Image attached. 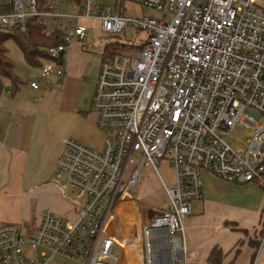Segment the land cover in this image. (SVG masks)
Here are the masks:
<instances>
[{
	"label": "built area",
	"instance_id": "1",
	"mask_svg": "<svg viewBox=\"0 0 264 264\" xmlns=\"http://www.w3.org/2000/svg\"><path fill=\"white\" fill-rule=\"evenodd\" d=\"M137 1L155 12L122 15L97 0L82 1L78 20L99 21L108 36L130 28L147 38L103 55L92 98L103 147L63 140L56 177L77 200L76 218L48 208L34 228L1 223L0 264H47L55 254L84 264H140V253L141 264H188L178 232L192 201L203 197L202 172L264 186V0ZM13 4L12 13L0 15V30L21 25L27 31L28 17L41 15L36 0ZM87 32L77 23L48 49L27 76L31 89L64 80L69 46ZM238 125L255 132L234 149L222 133ZM164 159L176 184L162 181L170 203L149 219L136 187L142 168L158 170ZM118 208L120 229L132 230L137 242L126 244L108 230ZM117 245L124 246L122 255L114 253ZM263 256L264 233L252 264Z\"/></svg>",
	"mask_w": 264,
	"mask_h": 264
},
{
	"label": "crops",
	"instance_id": "2",
	"mask_svg": "<svg viewBox=\"0 0 264 264\" xmlns=\"http://www.w3.org/2000/svg\"><path fill=\"white\" fill-rule=\"evenodd\" d=\"M82 1L47 0L48 9L41 11L39 16L47 32L59 29L65 34H73L74 30L68 29L71 23L65 24L69 19H75V27L77 23L85 25L88 32L93 26L100 29L97 20L76 18ZM97 1L119 14L134 15L132 0ZM14 10L13 0H0V15ZM86 20L94 25L84 23ZM122 43L127 44L124 47L137 46L133 42ZM105 49L103 45L102 60ZM71 51L69 46L65 55V81ZM96 59L101 60V57L92 55L89 63ZM12 60L19 82L15 84L8 78L0 80V224L10 222L34 228L48 208L74 220L78 209L75 196L56 177V172L63 140L73 134L72 115L81 116L78 113L81 107L72 109L65 104L61 89L64 81L58 78H54L49 86L31 89L27 72L37 67L29 65L25 57L24 62L15 57ZM100 66L99 61L96 72L90 76L92 81L87 87V97L84 95L83 98L86 104L90 101L91 106ZM92 67L91 63L88 68ZM82 88L86 92V86ZM97 121L98 116L85 134H80L76 140L101 149L105 134L97 127ZM202 184L203 197L192 201L191 214L184 221L188 264H212L209 256L214 249L221 252L217 256L219 264H252L264 233V186L257 181L230 182L209 171L202 172ZM260 264H264V256Z\"/></svg>",
	"mask_w": 264,
	"mask_h": 264
},
{
	"label": "rangeland",
	"instance_id": "3",
	"mask_svg": "<svg viewBox=\"0 0 264 264\" xmlns=\"http://www.w3.org/2000/svg\"><path fill=\"white\" fill-rule=\"evenodd\" d=\"M132 1L134 2V9H133L134 15L150 16L155 12L154 10L145 7L137 0H132ZM70 23L71 25H69ZM84 23H88L89 25H94L89 20L84 21ZM65 24L69 25L68 29L74 30L75 19L65 20ZM97 27L93 26V30H90L88 32V36L86 38L82 40H75L70 45V48H72V51L69 54L70 68H69L68 76L66 77V81L62 80L64 81L63 83L64 86L62 84L61 87V89H63L62 98L63 100L65 99L64 100L65 104H67L68 107H71L72 109L81 107L78 110V113L81 116L77 117L75 115H72L73 123L72 122L71 123H72L73 134L71 139H76L80 134L81 135L85 134L86 130L90 128V125H93V123L95 122L96 116H98L96 115L97 114L96 111L92 108L90 101L89 103L86 104L85 99L83 100V98L84 95L85 98L87 97L88 94L87 87L91 86V81H92L90 76L96 72L97 63L99 64V61L100 63H102L101 52L103 45L106 47L107 44L116 43V42L118 43L131 42L130 44H132L133 42L135 45L139 46L147 38V34L144 31H135L130 28L126 29L120 35L108 36L106 34H103L102 31H100V29ZM7 46L8 47L6 48L9 52L10 58L12 57L14 59L15 57V59H21L22 61L24 60L23 53L14 40H9ZM92 55L98 56L99 58L101 57V60L96 59L94 61L92 60V62L89 63ZM91 63L93 64V67L92 69H89L88 66H90ZM74 66L76 72L73 71ZM30 71L31 69L28 70L27 76ZM83 86H86V92H84V89L82 88ZM249 113H250V109H247L245 111V116ZM254 132H255L254 128H247L238 125L232 132L222 133V134L234 149H239L245 147L247 140L254 135ZM56 181L58 180L56 179ZM139 181H140L139 185L136 187L138 201L142 202L146 208L160 211L161 209H164L168 206L170 201L162 181L168 187H172L176 184L175 171L171 166L170 162L168 161V159L163 160V162L158 166V170H155L154 168H152V166L145 165L142 168ZM131 191L133 192V190H130V192ZM75 201L77 202V200ZM148 215L150 216L149 211H148ZM108 230L114 233L115 235H117L121 240H123V242L125 243L127 242L128 237L130 235V231L127 234L125 232H122V230L120 229L119 208L115 213L114 219L108 225ZM178 234H180L182 238H184V222H183V231L178 232ZM123 251H124V246L117 245L115 247L114 253L116 255L119 254L122 255ZM186 256H187V251H186ZM47 264H84V262H81L76 258L68 257L64 254H55L49 259ZM175 264H184V263H180L179 261H177L175 262Z\"/></svg>",
	"mask_w": 264,
	"mask_h": 264
},
{
	"label": "trees",
	"instance_id": "4",
	"mask_svg": "<svg viewBox=\"0 0 264 264\" xmlns=\"http://www.w3.org/2000/svg\"><path fill=\"white\" fill-rule=\"evenodd\" d=\"M47 0H36V7L38 11H45ZM27 31L21 29V25L14 28H6L0 30V80L3 78H8L12 80L15 84L19 82L15 74V64L8 55V50L5 43L8 40H14L19 48L21 49L27 63L32 67L41 66L44 59L48 58V49L51 46L61 44L65 40V33L62 30H54L52 33L48 34L45 25L41 22L39 16H29L26 21ZM124 47L123 43H111L106 46L105 53L106 57L111 56L113 51L118 46ZM161 211V210H160ZM160 211L150 210L149 219H153ZM132 231V230H131ZM128 237L126 244L132 242H137L138 235L134 232ZM128 252L126 248V253ZM221 254L220 251L214 249L209 256L212 264L217 263V256ZM142 254L140 253L138 257V262L141 264ZM219 264V263H217Z\"/></svg>",
	"mask_w": 264,
	"mask_h": 264
}]
</instances>
